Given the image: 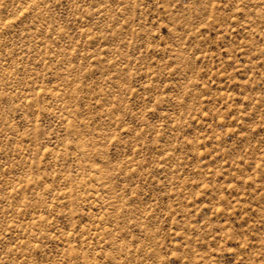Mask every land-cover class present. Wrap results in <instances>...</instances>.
Returning <instances> with one entry per match:
<instances>
[{"label":"rangeland","instance_id":"1","mask_svg":"<svg viewBox=\"0 0 264 264\" xmlns=\"http://www.w3.org/2000/svg\"><path fill=\"white\" fill-rule=\"evenodd\" d=\"M0 264H264V0H0Z\"/></svg>","mask_w":264,"mask_h":264}]
</instances>
